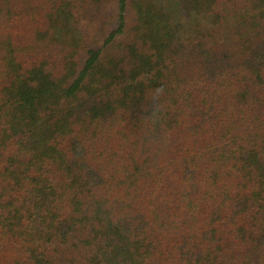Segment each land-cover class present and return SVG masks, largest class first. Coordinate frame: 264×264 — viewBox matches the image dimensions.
<instances>
[{
    "label": "trees",
    "instance_id": "1",
    "mask_svg": "<svg viewBox=\"0 0 264 264\" xmlns=\"http://www.w3.org/2000/svg\"><path fill=\"white\" fill-rule=\"evenodd\" d=\"M0 0V264H264V0Z\"/></svg>",
    "mask_w": 264,
    "mask_h": 264
},
{
    "label": "rangeland",
    "instance_id": "2",
    "mask_svg": "<svg viewBox=\"0 0 264 264\" xmlns=\"http://www.w3.org/2000/svg\"><path fill=\"white\" fill-rule=\"evenodd\" d=\"M166 1L165 0H162V3L164 4Z\"/></svg>",
    "mask_w": 264,
    "mask_h": 264
}]
</instances>
